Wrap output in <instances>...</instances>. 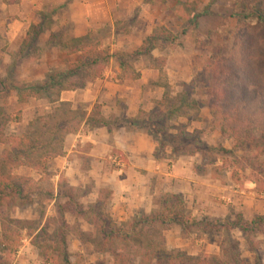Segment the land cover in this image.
<instances>
[{"label":"rangeland","instance_id":"1","mask_svg":"<svg viewBox=\"0 0 264 264\" xmlns=\"http://www.w3.org/2000/svg\"><path fill=\"white\" fill-rule=\"evenodd\" d=\"M144 2V10L132 5L126 11L129 15L123 9L117 10L113 27L106 25L89 34V45L98 52L132 56L128 60L130 68L121 71L115 58L101 63L89 73L84 71L68 79L65 86L77 87L82 95L76 102L55 103V93L20 102L18 90L43 84L51 74L63 72L77 61V56L64 53L53 44L59 41L50 38L51 32H61L65 42L71 40L70 27H57L53 20L61 8L48 7L43 1L34 24L41 26L43 33L36 46L28 50L24 40L29 28L24 33L22 26L34 12L31 3L0 0V132L9 141L31 136L37 145L35 154L21 157L11 169L13 175L29 178L33 188L31 205L18 206L7 213L8 218L19 222L23 234L15 259L18 264H48L40 252L61 246L62 237L72 263H106L109 258L98 252L101 244L90 206L103 207L118 223L131 222L158 212L167 194L180 195L186 211L206 225V229L189 230L174 224L159 226L157 233L164 238L167 250L219 261H230L238 255L242 264H264V157L252 147L236 146L221 132L218 118L207 107L211 92L205 77L198 78L194 90L189 89L209 61L228 56L238 15L249 16L252 9L237 7L233 0ZM249 19L256 24L255 17ZM161 28L172 34L175 42L158 43L149 55L135 57L147 33ZM93 74L102 75L99 81H117L133 92L128 101H117L118 110L124 114L130 107V117L109 118L105 121L107 129L111 132L123 126L127 130L123 140L129 137L131 143L138 137L142 144L149 140L152 160L161 165L159 170L154 169L155 175L143 177L139 195L132 192L125 205L118 202L105 181L94 180L88 173L91 166L94 171L108 174L129 164L127 157L117 151L113 152V160L99 155L97 164H91L88 157L93 132L100 126L98 119L102 121L104 113L110 116L108 110L102 111L100 99L83 92L90 87L86 81ZM185 91L189 101L197 105H182L180 97ZM158 103H164V109L171 104L180 108L166 125L170 127L169 134H176L180 127L190 133L198 130L206 145L221 151L207 158L179 157L154 141L146 128L136 127L133 121L152 114ZM97 104L101 111L90 116ZM11 150V143H0V158ZM177 163L180 167L175 172L172 167ZM171 171L176 175L169 176ZM70 198L87 210L85 218L78 216L73 206L70 212L61 214ZM261 218L263 221H259ZM253 221L256 224L252 225ZM56 259L60 263V255Z\"/></svg>","mask_w":264,"mask_h":264},{"label":"trees","instance_id":"2","mask_svg":"<svg viewBox=\"0 0 264 264\" xmlns=\"http://www.w3.org/2000/svg\"><path fill=\"white\" fill-rule=\"evenodd\" d=\"M237 7H251L252 13L247 16L238 15L232 47L225 59L211 60L204 70L192 82L193 90L199 77H205L211 92L207 107L218 118L221 132L231 138L236 146L252 147L259 156L264 157V0H233ZM255 17L256 24L250 22ZM62 29V28H61ZM61 31V30H60ZM43 33L41 26H31L24 40V48L33 49ZM53 43L69 56H77V61L70 64L65 71L51 74L43 84H30L18 90L20 102L28 98L46 97L55 93L60 102V95L65 91H75V86H65L68 79L78 77L82 72L89 73L101 63L116 59L121 71L130 68V56L118 53L114 56L108 52H98L89 45V35L69 41L63 40V34L50 33ZM175 37L165 28L155 31L147 37L135 57L149 55L158 48V43L175 42ZM102 75H90L86 83H93ZM85 83V84H86ZM85 86V85H84ZM82 86V88L84 87ZM188 92L181 95L186 106L197 105L189 101ZM26 98V99H25ZM101 111L100 105H94L90 116L95 111ZM180 108L171 104L164 109V103H158L152 114H146L143 119L134 120L136 127L146 128L154 141L168 147L171 153L179 157L203 158L220 152L206 145L201 139V132H188L180 127L176 134H169L167 123L179 113ZM97 121V120H96ZM101 126L106 127L105 121L98 119ZM61 128V126H57ZM11 143L12 150L0 158V264H18L15 259L22 247L23 234L18 227L19 222L8 218V211L18 206L32 204V182L29 178L13 175L11 169L21 157L35 154L37 145L31 136L12 138L10 141L0 132V143ZM223 152V151H222ZM73 206L77 215L86 217L87 210L79 207L71 198L65 204L64 211L70 212ZM67 208V210H65ZM94 216L101 247L99 251L109 259L102 264H242L238 255L230 261H219L215 258L200 255L188 256L183 252L169 251L164 238L157 233L159 226L174 224L185 230L198 228L206 229V225L195 220L185 209L180 195L167 194L160 203V210L131 222L118 223L101 206L92 205L89 209ZM73 212V210H72ZM259 221H263L261 218ZM256 224V221L251 222ZM244 231L246 228H243ZM57 247H49L48 251L40 252L44 263L74 264L66 251L64 237ZM61 247V248H60ZM60 255V263L56 256Z\"/></svg>","mask_w":264,"mask_h":264},{"label":"crops","instance_id":"3","mask_svg":"<svg viewBox=\"0 0 264 264\" xmlns=\"http://www.w3.org/2000/svg\"><path fill=\"white\" fill-rule=\"evenodd\" d=\"M25 1L31 3L34 12L31 13L32 17H28L30 20L26 26L25 24L22 26L24 28V33L31 25L36 24L37 11L42 10L44 1L47 3L48 7L61 8L59 15L55 16L53 20L56 22L57 27H59L58 25H68L70 27L69 33L71 39L85 37L97 32L106 25H111L113 27L116 22L117 10L123 9L122 11L129 15V12L127 13L126 11L130 8V5H132L134 9L140 8L141 10H144L145 6V0H23V2ZM121 15L123 16L125 14L122 13ZM152 34L151 32L147 33V37ZM89 84L90 87H87L86 91L83 90V92L92 93L96 100H101L102 111H109V117H107L105 113L104 115L102 114V119L104 121L112 117L120 118L123 117V115L130 117L132 113L130 107H128L125 114L124 111L120 112L117 107V101L122 103L126 100L128 101L131 97L130 95L133 92L128 90V86L117 84V81H115V83H105L104 81H99V79ZM81 96L82 95L79 94L77 90L65 91L60 95V103L76 102ZM126 105L128 106V104ZM138 131H140V129ZM125 133H127V130L123 126L113 128L110 132L107 127L100 125L93 132L91 138L93 146L88 155L91 164L98 163L97 159L99 155H108V159L112 160L114 151L127 157L129 164L124 168L115 169L112 173L108 172V174H101L99 170L94 171V167L92 166L88 171L92 179L101 182L105 181L106 185L115 192L114 195L118 202L123 205L130 202L131 199H129V197L132 196V192L139 195V188L142 187L143 177L155 175L156 172L154 169L159 170L161 168V165L152 160V148L150 147L151 144L149 140H144L145 142L142 144V139L138 137V141H133L135 143H131L129 137L128 140H123V134ZM179 167L180 165L177 163L172 168L176 172ZM169 174V176L176 175L174 171H171ZM191 175H193V173H191Z\"/></svg>","mask_w":264,"mask_h":264},{"label":"built area","instance_id":"4","mask_svg":"<svg viewBox=\"0 0 264 264\" xmlns=\"http://www.w3.org/2000/svg\"><path fill=\"white\" fill-rule=\"evenodd\" d=\"M112 160H113V158H112ZM116 161H117V160H116V159H114V162H115V163H116ZM116 165H117V166H119V165H120V163H118V162H117V163H116Z\"/></svg>","mask_w":264,"mask_h":264}]
</instances>
